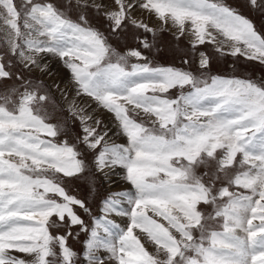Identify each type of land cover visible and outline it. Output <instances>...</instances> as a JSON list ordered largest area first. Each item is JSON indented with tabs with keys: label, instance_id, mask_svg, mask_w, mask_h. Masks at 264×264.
<instances>
[{
	"label": "snow or ice",
	"instance_id": "6c2138e0",
	"mask_svg": "<svg viewBox=\"0 0 264 264\" xmlns=\"http://www.w3.org/2000/svg\"><path fill=\"white\" fill-rule=\"evenodd\" d=\"M76 5L73 20L53 3L0 0V81L15 77L23 89L13 108L7 97L0 104V264H264V83L210 74L211 54L200 50L210 44L264 64V30L241 10L264 15V0ZM144 13L188 41L176 52L182 66H152L145 51L157 30ZM49 56L68 70L71 87L40 79L54 75ZM177 88L178 96L163 95ZM83 97L112 115L126 144L114 142L100 113L77 103ZM47 103L59 122L34 107ZM237 162L249 167L233 172ZM117 168L131 189L106 196L100 216H91L94 183L83 197L63 183ZM111 215L126 217V227ZM81 234L78 252L69 241Z\"/></svg>",
	"mask_w": 264,
	"mask_h": 264
},
{
	"label": "rangeland",
	"instance_id": "374dc122",
	"mask_svg": "<svg viewBox=\"0 0 264 264\" xmlns=\"http://www.w3.org/2000/svg\"><path fill=\"white\" fill-rule=\"evenodd\" d=\"M227 1L228 3L233 4L234 6L239 5L241 3V0H227ZM21 2L22 0H15V3L17 5H20ZM33 2L41 3V4L53 3L62 11H65L69 18L73 20L77 19L76 0H33ZM241 10L254 21L258 29L264 30V15H261L258 12L249 11L247 8H242ZM144 15L145 16L142 17L141 19L147 20L148 23H150V26L157 30L156 46L150 52L145 51V55L148 57V60L152 62V66H159V65H164V66L171 65L177 67L182 66L180 56L177 55L176 52L178 49H187L188 41L183 37L179 41H177L173 35V32L169 30L168 26L162 27L161 22L157 17L156 18L158 19V22L160 24L159 26H157V24L155 23H151L150 14L144 13ZM91 22L94 26L100 28L101 30H103L106 27L103 20H92ZM170 32L172 33L170 34ZM163 33L165 34L163 35ZM111 42L113 43V46L116 47L117 50L120 51L121 53L127 51L123 41H121L119 44H117L115 41H111ZM137 46H138L137 44H129V47H137ZM3 48L4 47H2L0 44V50H2ZM200 50L207 51L209 54H211L210 74L223 75L227 77L235 76L237 78L253 80L258 84L264 83V64H261L257 61L247 60L243 56H239V55L235 57L230 54L220 55L219 53L215 52V49L213 48V46H210V44L206 45L205 48ZM47 59H49L51 62L49 63V66L51 68L52 73H55V75L52 76V78L47 77L51 79V81L46 79L49 82V84L51 85L55 81L56 83H59L61 87H64L66 85L71 87V85H69L70 73L64 67L63 63L57 57L54 56H49L47 57ZM129 62L135 63L137 61L135 58H132L130 59ZM32 79H35V77H32ZM40 79H42V77ZM46 85H48L47 82ZM13 89H17L18 91H13ZM22 91L23 89L20 87V82L17 81L15 77H13V79L11 80L0 81V104H4L5 102L4 98L7 97V104L5 106H7L9 109L13 108L16 104H18L20 100V93ZM49 91L54 97L57 98V100L59 99V93L55 90V88L49 89ZM178 92L179 89L176 91V93L178 94ZM86 100H90V99L88 97H83V99L80 100L78 99L77 103L82 104V106L90 107L91 109L92 107L93 109L96 108L97 109V110L95 109L96 112L102 114V115L100 114V117L104 119L105 124L113 130L112 139L114 140V142L117 143L119 141H122L121 136L124 135L120 133L119 129L116 127L115 122L110 123L109 121L111 120H105L106 111L101 112V110H99V108L95 106L96 105L95 103L93 105L91 104V102H87ZM34 107H39L41 109L40 114L47 115L49 118V122L56 123L59 122L61 119V113L53 109L50 103L43 105H34ZM139 117L144 119L143 114H141ZM117 133L120 134L118 135ZM41 136L44 137L43 134H41ZM61 139L64 138L61 137ZM240 159H242V154L238 153L237 161H239ZM248 167L249 166L246 165L243 168H241V166L237 162L233 168V172L240 170H247ZM118 169L119 168L115 169L113 172H109V174L103 179H101L100 176H96L93 181L92 178L90 177L82 176L80 179L64 180L63 183L71 194L80 197H83L86 194V190L89 187H91L94 183V190L88 196L89 205L92 209L91 216L93 217L100 216L102 215L101 201L109 194H114L124 191L125 186L129 183L124 178L125 175L124 171ZM231 190L237 192H243L245 194H250L248 193V190L236 188L235 186H233ZM149 214L151 215V213ZM81 215L84 217L87 223L89 224L93 223V220L88 214L81 213ZM111 216L114 219L115 223L119 224L121 227H126L128 223L127 218H125V221L121 220L122 222H119V219L122 218V216H118V215H111ZM123 222L126 224L125 226ZM253 223L258 224L259 221L255 220L253 221ZM50 231L53 232V234L57 232L56 229H51ZM59 231H62V229ZM135 231L139 232V230H135ZM100 232L101 235H105L102 229H100ZM83 239H84V235L81 234L80 240H70L69 243L76 251L79 252L81 250L80 241ZM142 242H145V246L148 249L149 246L152 245L151 243L146 242L143 237H142ZM14 254L18 256H22L25 259H31V257L27 256L26 254H21V253H14Z\"/></svg>",
	"mask_w": 264,
	"mask_h": 264
},
{
	"label": "crops",
	"instance_id": "0c3cea01",
	"mask_svg": "<svg viewBox=\"0 0 264 264\" xmlns=\"http://www.w3.org/2000/svg\"><path fill=\"white\" fill-rule=\"evenodd\" d=\"M228 2V1H227ZM172 32H170V34H171ZM165 33H163V35H164ZM2 36H3V33L2 32H0V44H1V46L2 47H5V43H4V41H3V39H2ZM3 44H4V46H3ZM210 46H212V45H210ZM156 67H164V65H159V66H156ZM42 79H43V81H45L44 83H45V85H46V82H47V84L48 85H50L49 84V82L47 81V80H49V81H51V79H49V78H47V76H44V77H42ZM47 79V80H46ZM53 84V83H52ZM178 90V88L177 89H171V90H169V92L167 93V94H163V95H167V96H169V97H176V96H178L179 95V93H180V89H179V92H178V94L176 93V91ZM187 90V89H186ZM185 90V91H186ZM92 102V101H91ZM99 118L100 119H102V120H104L103 118H101L100 116H99ZM136 119H142V118H140L139 116L138 117H135ZM105 122V121H104ZM41 138H44V139H47L45 136L44 137H42L41 136ZM125 139V137L124 136H121V140H123V141H119V142H117V144H126L127 143V141H125L124 140ZM125 141V142H124ZM119 170V169H118ZM109 174V173H108ZM131 189V186H130V184L128 183L126 186H125V190L124 191H127V190H130ZM124 206L125 207H127V204L125 203L124 204ZM109 219H111V220H113L114 221V219L112 218V216H109L108 217ZM123 218V219H122ZM122 218H120V220L122 219V220H125V218L126 217H123L122 216ZM120 222H122V221H120ZM126 224L124 223V226H125ZM151 245V244H150ZM155 249H154V246L153 245H151V246H149V251H154Z\"/></svg>",
	"mask_w": 264,
	"mask_h": 264
},
{
	"label": "bare ground",
	"instance_id": "6f19581e",
	"mask_svg": "<svg viewBox=\"0 0 264 264\" xmlns=\"http://www.w3.org/2000/svg\"><path fill=\"white\" fill-rule=\"evenodd\" d=\"M145 15L143 14V15H141L139 18L141 19L142 17H144ZM144 19V18H143ZM147 19V18H146ZM150 21H151V23H155V24H157V26H159L160 24H159V22H158V19L156 18V16H154V15H151V18H150ZM150 24V23H149ZM47 62H48V64L49 63H51L50 62V60L49 59H47ZM54 75H55V73H53ZM53 75V76H54ZM83 99V98H82ZM80 100V99H79ZM83 101V100H82ZM85 101V100H84ZM87 102H91V100H86ZM86 102V103H87ZM89 104V103H88ZM91 104H93L94 105V103L93 102H91ZM82 105V104H81ZM86 105V104H85ZM96 106V105H95ZM92 109H93V107H92ZM96 108H94V110H95ZM97 110V109H96ZM95 110V111H96ZM99 110H101V109H99ZM101 112H102V110H101ZM104 113V112H103ZM101 114V113H100ZM102 115V114H101ZM103 117V116H102ZM105 120H111V121H109L110 123H112V122H114V120H113V117H112V115H110V114H108V113H106L105 112ZM118 135L120 134V133H117ZM116 135V134H115ZM126 140V139H125ZM123 141V140H122ZM127 141V140H126ZM110 180V179H109ZM120 218V217H119ZM122 220V219H121ZM120 219H119V222L121 221ZM125 221V220H124ZM124 223V222H123Z\"/></svg>",
	"mask_w": 264,
	"mask_h": 264
}]
</instances>
